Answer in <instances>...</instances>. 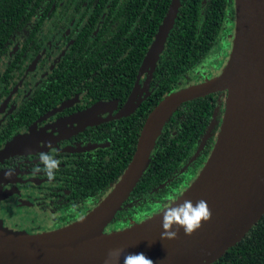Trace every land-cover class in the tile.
I'll use <instances>...</instances> for the list:
<instances>
[{
  "label": "trees",
  "instance_id": "1",
  "mask_svg": "<svg viewBox=\"0 0 264 264\" xmlns=\"http://www.w3.org/2000/svg\"><path fill=\"white\" fill-rule=\"evenodd\" d=\"M171 1L0 0L1 57L14 44L15 37L23 33L27 42L22 51L30 46L36 48L38 54L56 27H61L59 33L64 32V20L71 22L79 17L76 22H81L85 20L86 12L93 11L90 20L95 21L106 12L96 35L99 41L90 38L96 25L89 27L86 22L74 37L69 57L68 54L62 57L54 73L41 79H45L43 84L46 87L50 86L47 79H61V84H55L56 89L51 92L33 91L31 104L22 103L18 108V112H22L14 115L24 120L25 115L34 113L37 107L41 112L45 111L49 100L53 99L51 95L63 87L65 77L70 75L81 91L87 89L94 96L93 100L113 96L124 105ZM114 8L118 9L117 13ZM51 22L56 26L53 27ZM234 30V0H181L174 27L152 69L154 84L150 97L138 110L117 121L116 128L109 126L110 146L103 150L102 175L95 172V164H89L92 166H89L88 173H83L82 168L73 172L75 176L78 171L79 175L82 174L83 194L88 196L102 189L101 197L83 215L108 194L123 174L150 111L168 94L211 79L221 72L223 68L217 72L211 69L207 73H197L203 69L201 66L216 44L228 32L234 34ZM61 39H64L63 35ZM105 57L109 64L105 63ZM25 63L26 59H17L0 75V89L4 94L11 92L20 77L18 69L24 71ZM209 73L211 75L205 77ZM225 97L226 92L210 94L185 102L173 112L156 143L149 166L126 202L128 205L118 213L108 231L128 227L152 216L160 210L158 200L163 201L167 196L166 207L187 189L213 149L224 114ZM105 156L111 160H104ZM212 264H264V215L239 243Z\"/></svg>",
  "mask_w": 264,
  "mask_h": 264
},
{
  "label": "water",
  "instance_id": "2",
  "mask_svg": "<svg viewBox=\"0 0 264 264\" xmlns=\"http://www.w3.org/2000/svg\"><path fill=\"white\" fill-rule=\"evenodd\" d=\"M181 0H172L143 60L140 73L153 69L174 27ZM235 30L229 58L211 79L164 97L146 117L133 156L108 194L80 219L54 230H14L0 222V264H123L124 253H143L153 264H212L264 215V0H234ZM226 92L225 108L213 149L192 183L172 203L128 227L108 231L145 170L173 112L183 103ZM134 89L125 110L137 106ZM32 135L19 137L0 152L23 150ZM0 198H2L0 194ZM210 212L186 235L178 221L198 211ZM176 221L173 239L162 238V222Z\"/></svg>",
  "mask_w": 264,
  "mask_h": 264
},
{
  "label": "flooded vegetation",
  "instance_id": "3",
  "mask_svg": "<svg viewBox=\"0 0 264 264\" xmlns=\"http://www.w3.org/2000/svg\"><path fill=\"white\" fill-rule=\"evenodd\" d=\"M107 6L109 8V4ZM100 9L102 10V6ZM117 10L114 8L115 13ZM92 12H86L85 20L81 22H76L79 17L71 22L64 20V32L59 33L61 27H56L38 54L37 49H31L30 46L22 51L27 38L25 33H20V37H15L14 44L9 46L4 57L0 55V75L17 59H26L25 69H18L20 77L13 84L11 92L4 94L3 89H0V151L19 137H33V141L23 144L22 151L9 155L0 152V222L8 228L29 232L48 231L83 217L88 207L101 197L102 189L88 196L83 194L82 174L79 175L78 171L75 176L73 172L76 168H82L83 173H88L89 166H92L89 164H95V172L102 175L103 150L110 146L109 126L116 128L115 123L138 110L153 90L154 69L151 67L141 73L139 69L124 105L120 104L119 98L113 96L93 100L94 96L87 89L85 92L81 91V87L74 83L70 75L65 77L63 87L51 95L53 99L49 100L48 107L45 105V111L41 112L37 107L34 113L25 115L24 120L21 116H15L22 112H18L22 103L31 104L33 91L51 92L56 89L55 84H61V79L58 80L55 76V80L47 79L50 86L46 87L43 84L45 79H41L54 73L62 57L67 54L69 57L74 37L86 22L89 27L96 25L90 38L92 41L98 40L96 35L102 27L106 12L91 21ZM132 18L135 20L136 16L133 15ZM51 23L53 27L56 26ZM103 59L109 64L108 58ZM134 89L137 93L134 103L137 106L128 115H118L125 110ZM41 153H51L59 161L51 178L44 170L40 160ZM104 160L111 159L105 156ZM170 194L169 192L168 196ZM166 199L167 196L163 201H157L160 209L164 207Z\"/></svg>",
  "mask_w": 264,
  "mask_h": 264
},
{
  "label": "clouds",
  "instance_id": "4",
  "mask_svg": "<svg viewBox=\"0 0 264 264\" xmlns=\"http://www.w3.org/2000/svg\"><path fill=\"white\" fill-rule=\"evenodd\" d=\"M40 160L44 165V170L49 178L54 175L53 169L58 166L59 161L53 157L51 153H41ZM198 211H195L194 215L189 216L185 213L183 219L178 221L179 225L183 227L184 233L186 235L191 234V232L199 227L200 219H208L210 212L207 209L206 203L204 201L198 202ZM172 216L165 217L162 222V228L164 231L161 233L162 238L173 239L177 236V232L174 229V224L176 221L173 220ZM121 254V249H113L112 252L105 258L104 264H112L114 258L119 257ZM123 264H153V261L147 258L143 253H124Z\"/></svg>",
  "mask_w": 264,
  "mask_h": 264
},
{
  "label": "rangeland",
  "instance_id": "5",
  "mask_svg": "<svg viewBox=\"0 0 264 264\" xmlns=\"http://www.w3.org/2000/svg\"><path fill=\"white\" fill-rule=\"evenodd\" d=\"M233 36H234L233 32L230 31L223 40H220L216 44V47L214 48L213 52L211 51L209 58L206 60L203 66H201L203 69H200L199 71H197V73L199 72L207 73L211 69L217 72L221 68H223V66H225L226 61L228 60L229 55L231 53L230 51H231ZM210 75L211 73L207 74L205 77H209ZM115 220L112 222V224L109 225V227H111L115 223Z\"/></svg>",
  "mask_w": 264,
  "mask_h": 264
},
{
  "label": "bare ground",
  "instance_id": "6",
  "mask_svg": "<svg viewBox=\"0 0 264 264\" xmlns=\"http://www.w3.org/2000/svg\"><path fill=\"white\" fill-rule=\"evenodd\" d=\"M113 7V6H112ZM57 71V70H56ZM62 72V71H61ZM64 79V78H63ZM3 85V84H2Z\"/></svg>",
  "mask_w": 264,
  "mask_h": 264
}]
</instances>
